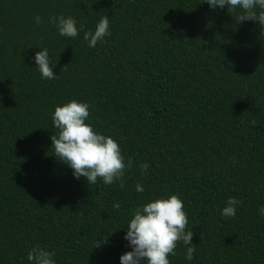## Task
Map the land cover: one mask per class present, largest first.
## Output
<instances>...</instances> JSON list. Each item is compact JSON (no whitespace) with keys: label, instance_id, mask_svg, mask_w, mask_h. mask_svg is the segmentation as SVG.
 <instances>
[{"label":"trees","instance_id":"16d2710c","mask_svg":"<svg viewBox=\"0 0 264 264\" xmlns=\"http://www.w3.org/2000/svg\"><path fill=\"white\" fill-rule=\"evenodd\" d=\"M203 2L0 0V264H29L37 245L56 264H120L132 210L171 195L196 251L188 261L178 242L170 264H264V29ZM59 15L77 37L48 22ZM106 15L111 35L89 47ZM45 47L52 80L34 60ZM72 100L133 160L123 189L55 158L52 115ZM230 197L241 203L226 218Z\"/></svg>","mask_w":264,"mask_h":264},{"label":"clouds","instance_id":"9594fccd","mask_svg":"<svg viewBox=\"0 0 264 264\" xmlns=\"http://www.w3.org/2000/svg\"><path fill=\"white\" fill-rule=\"evenodd\" d=\"M203 3L209 4L213 10L217 6L221 9L227 6L228 11L239 8L242 10L240 23L258 21L264 29V0H204ZM48 22L58 29L61 36L69 38L77 37L79 31L83 30V26L77 29V21L71 16H52ZM41 23L42 18L36 16V26L39 27ZM109 24L110 19L106 15L99 20L94 33L84 32L83 39L88 42L89 47H95L98 42L111 35ZM34 60L42 78L52 80L58 77L53 73L55 65L51 64L46 47L35 54ZM66 68L67 66L63 69ZM89 116V105L76 100L55 108L52 121L53 126L58 129V134L50 137L55 158L73 170L74 178L84 177L89 185L96 184L100 178L105 185L119 182V187L123 189L126 171L133 167V160L129 157L125 161L120 145L111 136L94 131L93 127L86 123ZM252 123L255 125V121ZM139 168L143 174L147 172L149 165L141 163ZM136 191L143 193V185L138 183ZM240 203L235 197H230L222 215L226 218L235 217ZM113 208L118 210L121 205L114 203ZM259 212L264 216V207H261ZM188 222L183 202L177 195L138 205L132 210V219L124 237L132 250L120 257V264H170L169 255L177 254L175 249L178 242H183L186 246V260L192 261L196 247L192 244L193 231H186ZM110 235H105L96 243L95 248L100 247L101 243H106ZM54 257L53 251L37 245L28 252L27 260L29 264H56Z\"/></svg>","mask_w":264,"mask_h":264}]
</instances>
